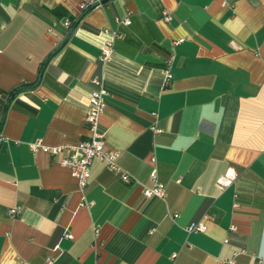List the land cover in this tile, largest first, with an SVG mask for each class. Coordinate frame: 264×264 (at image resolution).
Wrapping results in <instances>:
<instances>
[{
  "label": "crops",
  "instance_id": "0c3cea01",
  "mask_svg": "<svg viewBox=\"0 0 264 264\" xmlns=\"http://www.w3.org/2000/svg\"><path fill=\"white\" fill-rule=\"evenodd\" d=\"M81 12L0 0V94L24 88L0 101V264H264V0H112L64 26ZM94 79L132 181L95 161L82 191L59 161L91 137ZM152 172L165 200L143 195Z\"/></svg>",
  "mask_w": 264,
  "mask_h": 264
},
{
  "label": "built area",
  "instance_id": "2783aa9c",
  "mask_svg": "<svg viewBox=\"0 0 264 264\" xmlns=\"http://www.w3.org/2000/svg\"><path fill=\"white\" fill-rule=\"evenodd\" d=\"M105 0H82V12L91 11L94 8H101ZM170 15L165 17L166 21H170ZM117 25H131L130 19H115ZM64 22L66 28H71L72 21L67 19ZM120 35L115 32L112 34V38H119ZM113 52V40H110L102 47V59L108 60ZM172 79L170 71H167V83ZM93 91L88 100L86 125L91 133V137L80 143L76 148L71 149V153L68 157L60 158L59 163L61 166L70 170L73 177L77 180L79 188L84 191L91 179V167L95 161H99L105 165V167L117 174H119L120 179L125 184H130L131 177L120 169L118 165V159L120 157L119 152L109 151L105 147V142L103 135L100 133L99 120L101 115L104 113L106 108V94L104 92L103 84L101 80H93ZM0 94V99H2ZM3 101H6L4 98ZM157 133H161V130H156ZM29 148L33 153H44L52 157H59L63 154L65 148L63 147H50L43 143L42 140H37L29 144ZM152 186L144 188L143 195L146 199H160L165 200L167 197V191L163 184L161 183L156 172L151 173ZM237 178V174L233 171L227 172L224 176L217 179V185L221 190L230 188ZM11 215L17 213V209L11 210ZM205 226L203 224H197L190 226L188 228L189 232H203L205 231ZM68 240L72 239L71 235H67ZM176 258V254L172 256ZM228 264H235L233 260L228 262Z\"/></svg>",
  "mask_w": 264,
  "mask_h": 264
},
{
  "label": "trees",
  "instance_id": "16d2710c",
  "mask_svg": "<svg viewBox=\"0 0 264 264\" xmlns=\"http://www.w3.org/2000/svg\"><path fill=\"white\" fill-rule=\"evenodd\" d=\"M88 12H89V11H83V12H81V14H80V16L78 17V19H77V20H74V21L72 22V26H71V28L74 27V25L77 23V21H78L79 19H82V18H83ZM23 89H24V88H19V89H17V90L12 91V92H11L10 94H8V96L5 98L6 101L9 102V100L15 98L20 92H22ZM2 97H3V96H2ZM3 100H4V97H3L2 99H0L1 102H3ZM4 102H5V101H4ZM5 104H6V103H5Z\"/></svg>",
  "mask_w": 264,
  "mask_h": 264
},
{
  "label": "water",
  "instance_id": "95a60500",
  "mask_svg": "<svg viewBox=\"0 0 264 264\" xmlns=\"http://www.w3.org/2000/svg\"><path fill=\"white\" fill-rule=\"evenodd\" d=\"M110 1H112V0H105V1H103V4H106V3L110 2Z\"/></svg>",
  "mask_w": 264,
  "mask_h": 264
}]
</instances>
